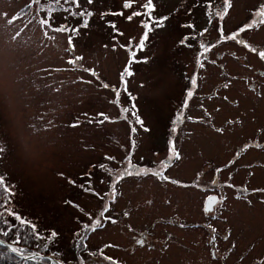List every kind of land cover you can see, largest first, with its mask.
<instances>
[{
    "label": "rangeland",
    "instance_id": "374dc122",
    "mask_svg": "<svg viewBox=\"0 0 264 264\" xmlns=\"http://www.w3.org/2000/svg\"><path fill=\"white\" fill-rule=\"evenodd\" d=\"M144 3L0 0V176L16 194L8 207L35 223L42 236L58 234L52 241L32 238L22 249L47 248L77 262L84 225L100 218L103 227L89 237L101 247L113 240L132 249L134 237L149 228L157 246L172 240L166 254L139 249L147 263L159 257L160 264H264V23L257 16L264 0H228L226 13L224 0H153L152 16L167 19L152 25L137 51L142 21H148L127 17L143 12ZM80 11L93 15L84 17L88 27L73 36V49L67 39L72 33L56 29L82 25L84 18L73 15ZM130 43L135 59H146L133 63V75L125 77L143 127L131 111H122L132 109L128 93L121 90L117 100L113 90L121 87ZM76 56L83 60L70 64ZM188 91L194 93L190 100ZM99 113L108 117L103 124ZM171 141L182 157L161 168ZM129 162L156 168L168 179L125 177L112 203L108 184ZM220 174L225 180L232 174L222 193ZM204 192L219 194V222L204 212ZM109 205L123 210L112 233L113 222L101 217H108ZM121 224L137 231L120 230ZM25 260L16 264L32 263Z\"/></svg>",
    "mask_w": 264,
    "mask_h": 264
},
{
    "label": "snow or ice",
    "instance_id": "6c2138e0",
    "mask_svg": "<svg viewBox=\"0 0 264 264\" xmlns=\"http://www.w3.org/2000/svg\"><path fill=\"white\" fill-rule=\"evenodd\" d=\"M59 2H60V0H56V3H59ZM65 2L66 3H70L72 5L79 6V0H65ZM86 3L91 4L92 0H86ZM224 5H225L224 6V13H226L227 10H228V0H224ZM131 7H132L131 3H125L124 4V8H131ZM142 7L144 9L143 12L134 11L132 13V15H129L127 17V19L129 21H131L134 16H136V17L144 16V17L147 18V21H148L146 23L142 21V24H143V27H144L145 31L143 33V36L139 40V43L135 45V48H136L137 51L144 49L145 41L148 39L149 31L152 30V25L155 24L157 27H161V26H163L164 20L167 19V17H161L160 19H156L155 17L152 16L153 11L155 10V5L153 4V0H146V3H144L142 5ZM69 11H71V10L69 9ZM224 13H221V12L218 11L216 13V15L221 17V19H222ZM73 15H78L79 17L84 18L86 16L87 17H91L93 14L91 12L85 13L84 11H80L79 13H73ZM112 15H121L122 16L123 13L122 12H120V13H112ZM257 16L259 17L260 23H264V11H261V12L257 13ZM43 23L47 24V23H49V21L45 20ZM254 23H255V21H254ZM88 24H89V20L87 18H84L82 20V25H80V26H77V27H74V28H68L67 26H61V27L57 28L56 31H59V32H65V31L71 32L72 35H69L67 39H68L69 45L71 47H73V49H74L75 45L72 43L73 36H75L76 34L79 33L80 27L87 28ZM110 27L113 28V29L116 28L114 23H110ZM248 27H251V25H249ZM240 31L243 32L244 29L241 28ZM221 32H222V29H221ZM121 35H122V33H121ZM237 35H238V33H234L231 38L235 39ZM128 51L130 53V59L128 61V64L125 66L124 70L120 74L121 87L119 89L113 88V90L115 91L117 100L119 99L121 90L124 91L125 93H128V87H127L128 81L125 79V77H130V76L133 75V73L130 70V66L133 63L146 62V59L144 61H137L135 59L136 52L132 50L131 43L128 46ZM205 51H207V49H205ZM252 51L255 52L256 49H252ZM259 55H260L261 58H264V51H261L259 53ZM81 60H83L82 56H76L74 59L69 60V63L75 65L78 61H81ZM87 71H91L92 75L96 76V73L94 71H92L90 69H88ZM196 83H197V80H196L195 77H193L191 79V84L193 86H195ZM102 86L104 88H106V89L109 88V85L107 83L103 84ZM128 95H129L130 100H132V109L130 110L128 108H124V109H122V111L125 114L128 113L129 111H131V115L135 119L136 124H139L141 127H143V120L136 114L135 98L131 97L130 93H128ZM187 96L188 97H192L193 96V92L192 91H188L187 92ZM186 106H187V100L185 101V107ZM85 115H87V114H85ZM98 116H103L104 117L103 120H99L98 121L101 124L104 123V120L108 119V117L105 116L103 113H99ZM177 120L182 122V117L179 114L177 116ZM89 122H91V121H89ZM72 126L76 127L78 125L77 124H73ZM144 130L145 131H149V129H147V128H144ZM132 131L133 132L136 131L135 127L132 128ZM173 131H175V129ZM132 143H133V147H135V141H133ZM179 159H180V154H179V152L177 151V149L175 147V142L171 141L170 144H169V155H168L167 159L162 163L161 168H167L170 164L173 163L174 160H179ZM101 167H104V166L101 165ZM149 174H153V175L161 178L162 180H167L168 179L167 176L163 175L162 171H156L153 168H150V167H147V166L141 167L139 165H134L131 162H129L127 164L126 168L122 172H119V173L116 174V176H115V181L116 182L111 185V192H112L113 199H115V196H116V184L120 180L124 179L125 177L147 176ZM172 183H178V182L177 181H172ZM241 191L242 192H247V189L244 188V189H241ZM13 195H14V193L12 192L11 188L5 183L4 178L2 176H0V208L4 209V211H0V222L9 225L8 231H3L2 229H0V231L3 232V235L4 236H8L9 232H11L13 228H15V229H17V232H16V239L17 240H20L21 238H23L25 240H28V239H31V238H35L37 240L45 239V238L48 239L49 241L54 240L57 237V235H58L55 231H52L50 233V235L47 236V237L42 236L41 233L37 230V225L35 223H33L32 221L28 220L26 217L21 216L18 212H16L15 210H13V209L8 207V205L11 203V197ZM218 202L219 201L217 200V197L209 196L207 198V204H206L204 210L206 212H211L215 208V205ZM105 211H108V207L107 206L105 207ZM125 215H127V213H125ZM101 217H103L105 220L111 219V217H104L103 213H101ZM9 218H11V220L17 221L18 223H12ZM112 222L115 223L116 221L112 220ZM99 227H103V224L101 223V219L100 218H97L95 220V222L92 223L91 225L85 224L84 228H85L86 231L84 233V236L78 242L77 247L83 246V248L86 250L87 249V245H86L85 241L87 240L88 233L95 231ZM182 227H183V225H182ZM20 229L25 230L24 233H23V236L21 234V231H19ZM213 239H215V237H213ZM225 239H227V237H225ZM3 243H4V241L0 240V244H3ZM139 243L143 244L144 241L141 240V241H139ZM45 246H47V245H45ZM9 247H10L11 251L19 252V253L23 254V250L22 249H20V248H12L11 245H9ZM91 255L92 256H98L99 255L100 257H102L105 260L112 261L111 257H108V256L104 255L102 249L99 252H92ZM41 259H43V257H41ZM56 264H63V262L62 261H57ZM93 264H95V262H93ZM114 264H118V262H114Z\"/></svg>",
    "mask_w": 264,
    "mask_h": 264
},
{
    "label": "flooded vegetation",
    "instance_id": "af4514ba",
    "mask_svg": "<svg viewBox=\"0 0 264 264\" xmlns=\"http://www.w3.org/2000/svg\"><path fill=\"white\" fill-rule=\"evenodd\" d=\"M180 123V121H178ZM135 145H136V142H135ZM180 154V158L182 157V151L180 149L177 150ZM165 161V160H164ZM177 161V160H176ZM233 163V162H231ZM134 165H137V164H134ZM174 169V172L179 169V167L177 165L174 164V166L172 167ZM154 170L157 171L156 168H153ZM227 169H228V165H227ZM224 174V173H223ZM223 174H220L218 176V179H219V183H218V190L220 193L223 192V185L226 180L230 179L232 174L228 175V177L224 178ZM180 179V178H179ZM182 180V179H180ZM115 178L113 181H111L109 184H108V192H110V194L112 195V192H111V185L113 183H115ZM118 184V183H117ZM116 184V185H117ZM187 185H190V186H193L194 183L192 181H189V183H186ZM119 193V191H117ZM206 193V198L211 195L209 194L208 192H204ZM208 193V194H207ZM215 197H217V200L219 201L216 205H215V208L211 211V212H206L204 210V212L206 213L207 216H210L209 218L210 219H213V220H216L217 222L220 221V211H217V208H218V205L220 204L221 202V198L219 196V194H215ZM113 198V196H111V199ZM205 198V199H206ZM112 203H117V195L115 196V199L112 200ZM204 204V203H203ZM108 207V211H106L108 213V217H111V219L109 220H113L115 219V216L116 215H119L123 210H119L117 209L116 207H112V206H107ZM207 219V218H206ZM104 224V221L103 223ZM125 224H121L119 225L120 227V230H124L126 228L128 229H132L133 232L137 231V229L135 227H132V226H124ZM109 231L112 233V227H116L118 225L114 224V223H110L109 225ZM98 229V228H97ZM97 229L95 231H97ZM234 230V228H232ZM150 228L147 229L145 232H142L140 237L138 240H136V238L139 236V235H136L134 238H135V243L132 244V249H130L128 247V245H123V244H120V243H115V241L113 240H110L106 246L104 247H101L100 246V243H95V241H92L89 237L90 234H92L93 232H90L88 233V237H87V240L85 241L86 245H87V248L88 249H84L83 246L81 247H77V255H76V258H77V262L73 263V264H93V262H95V264H114V262H118V264H160L161 262V259L159 257L157 258H153L149 260V262L147 263L146 261L144 262V260L141 258V256H139L138 254V251L139 249H145V250H151V248H156V250L158 251L159 254H166L167 251L169 250V247L171 245V242L172 240H167L165 241L164 244H161L159 246H157L154 242V239L152 238V236L150 235V232H149ZM228 231H226L225 233H227ZM84 236V234L81 235V238ZM81 238L78 240V242L81 240ZM143 240L144 243L141 244L139 243V241ZM224 241V240H223ZM121 242V241H119ZM220 242V240L218 241V243ZM210 243L212 244L213 243V240H210ZM223 243V246L226 245L225 242H222ZM232 244L234 243H229V245L231 246ZM103 250V253L106 254V256L108 257H111L112 258V261H109V260H105V259H101V260H97V256H92L91 253L92 252H99L100 250ZM122 249H125L127 251V253H124V251ZM227 252V250H223V254L225 255V253ZM216 254V249H212V256L214 258H216L215 256ZM59 260L64 262V263H72L71 261L70 262H66L64 261L62 258L59 257ZM144 262V263H143ZM44 264H51V263H48L47 261H45Z\"/></svg>",
    "mask_w": 264,
    "mask_h": 264
},
{
    "label": "trees",
    "instance_id": "16d2710c",
    "mask_svg": "<svg viewBox=\"0 0 264 264\" xmlns=\"http://www.w3.org/2000/svg\"><path fill=\"white\" fill-rule=\"evenodd\" d=\"M67 14H68V12H67ZM8 228H9V225L0 222V229H2L3 231H8ZM19 231H21V234L23 236V233H24L25 230L20 229ZM16 232H17V229L13 228L12 231L9 232L8 237L11 238L12 236L16 235ZM0 235L4 236L2 231H0ZM31 240H32V238L28 239V240H25V239L21 238L20 240L16 239L14 242H15V245L19 247V246L29 245ZM8 253L9 252L7 251L6 248H3L2 246H0V264H16V262L21 260L17 256H15V255L13 256L10 253L9 254ZM6 256H9L10 260L7 259L4 262V259H5ZM33 263L36 264L35 262H32L31 264H33ZM25 264H30V263H25Z\"/></svg>",
    "mask_w": 264,
    "mask_h": 264
},
{
    "label": "water",
    "instance_id": "95a60500",
    "mask_svg": "<svg viewBox=\"0 0 264 264\" xmlns=\"http://www.w3.org/2000/svg\"><path fill=\"white\" fill-rule=\"evenodd\" d=\"M206 204H207V200H206ZM0 245H2V246H4V247H7V249L12 253V254H14L15 256H17V257H20V258H24V259H29V258H33L34 256H39L38 254H35V253H32V254H20V253H18V252H14V251H11V249H10V247H9V244H7V243H3V244H0ZM12 247V246H11Z\"/></svg>",
    "mask_w": 264,
    "mask_h": 264
}]
</instances>
